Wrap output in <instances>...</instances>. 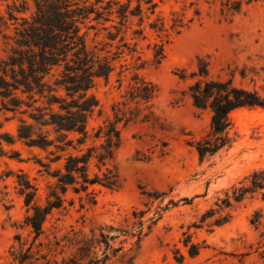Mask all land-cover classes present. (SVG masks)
I'll use <instances>...</instances> for the list:
<instances>
[{
	"label": "rangeland",
	"instance_id": "rangeland-1",
	"mask_svg": "<svg viewBox=\"0 0 264 264\" xmlns=\"http://www.w3.org/2000/svg\"><path fill=\"white\" fill-rule=\"evenodd\" d=\"M129 1L131 8H137L139 0H0V264H17L12 254L19 248L15 242L18 234L28 246L33 241L30 229L23 226L27 208L19 194L18 176L28 177L37 185L43 201L52 181L39 173L38 158L45 157L42 151L22 142L8 143L17 138L21 120L34 123L30 117L34 101L24 84L33 81L30 76L37 71L36 82L55 86L67 69L73 73L78 68L72 39L53 25L76 19L80 35L88 32V44L92 46L95 33L88 28L94 24V15L81 20L78 14L83 9L92 12L96 6L108 17L110 10L115 12ZM153 1L158 5L157 15L168 22L175 11L184 14L186 21L193 19L169 42L147 29L148 39L137 40L136 45L132 37L133 31L139 29L138 18L131 20L128 30V42L137 48L136 56L144 60L153 59L154 44L164 45L161 64L149 62L139 72L159 88L153 111L165 126L164 131L141 123L121 128L123 143L116 158L121 188L113 191L95 186L91 190L97 203L87 204V197L82 194L85 206L81 205L80 196L70 192L67 197L75 200L74 205L55 211L45 224L46 233L37 242L41 246L35 248V258L43 254L46 259H39L38 264H73L72 260L84 263L77 255V244L84 237L99 236L102 229L111 227L112 235L118 230H130L138 222L133 217L135 211H145L148 220L156 217L161 207L168 206L139 249L137 239L125 237L116 240L114 247L124 246L127 252L132 249L135 264H264V226L256 228L251 224L254 213L260 212L264 225L261 195L238 206L226 225L213 231L207 224L198 228L201 216L224 197L226 190L253 170L264 167V109L234 111L232 145L203 162L188 143L191 138L206 136L211 127V111L195 108L188 95L191 74L198 70V58L209 62L214 80H231L236 87L264 97V2H256L241 14L231 16L222 14L223 0ZM142 8L150 14L147 5L143 3ZM113 18L118 25L117 15ZM154 18L151 16L150 20ZM116 51L114 48L112 58L117 56ZM134 62L129 56L119 58L110 83L104 79L96 81L91 93L106 112H112V105L121 100L130 82L131 70L125 71L122 65L131 67ZM184 75L186 80L182 79ZM56 95L66 96V92L60 90ZM35 100L36 106L46 102L40 95H35ZM96 115L90 126L101 122ZM155 191L167 195L153 200L143 194ZM185 234L202 246L195 258L188 255ZM180 255L184 256L182 262L177 260Z\"/></svg>",
	"mask_w": 264,
	"mask_h": 264
},
{
	"label": "trees",
	"instance_id": "trees-1",
	"mask_svg": "<svg viewBox=\"0 0 264 264\" xmlns=\"http://www.w3.org/2000/svg\"><path fill=\"white\" fill-rule=\"evenodd\" d=\"M259 1L264 2L223 0L222 14L239 15ZM143 3L148 6L149 15L143 10ZM157 7L153 0H139L137 8H131L129 1L128 5H122L115 12L110 10L108 17L96 6L92 12L83 9L78 14L79 19L88 20L94 15L91 20L94 24L88 28L95 33L92 46L88 44V32L80 35L81 30L76 24V19L53 25L55 30L64 32L68 35L67 38L72 39L74 59L78 68H75L76 72L73 73L72 69H67L61 80L56 81L55 86L48 82L44 84L36 82L35 80L39 79L35 74L37 71H34V76H30L33 81L27 80L24 84L27 88L26 93H30L34 101L33 106H30L33 108L30 117L34 123L21 120L17 138L8 143L22 142L31 149L42 151L45 157L38 158L37 164L41 168L39 173L46 174L52 181L48 184L43 201L38 186L28 177L18 176L19 194L24 198L27 208L23 226L30 229L33 241L28 246L22 235L18 234L15 237L19 248L12 255L17 264H38L39 259H46L43 254L40 258H35L38 255L35 248L39 249L41 246L37 245V242L45 235V224L54 212L66 209L67 204L70 207L74 205L75 200L67 197L70 192L80 196L81 205L85 206L82 194L87 197V204L97 203L91 188L101 186L113 191L121 188L122 179L116 162L117 152L123 143L121 128L141 123L154 130L164 131L165 126L153 111L159 88L139 73L149 62L152 65L161 64L165 58L164 45L154 44L153 59L144 60L142 56H136L137 48H133L128 42V30L131 29V20L138 18L139 29L133 31L132 37L136 45L137 40L148 39L145 33L147 29L162 41L166 39L169 42L171 37L180 35L189 27L193 19L186 21L184 14L175 11L168 22L157 15ZM114 15L120 20L118 25L115 24ZM196 15L199 16V12H196ZM151 16L155 18L150 20ZM146 20H149L148 26H145ZM114 48L117 50L114 55L117 56L112 58ZM125 56L135 60L131 67H128V64L122 65L126 68L125 71L131 70L132 76L121 100L115 102L111 108L112 112L108 113L100 106V101L91 90L96 86L98 79H104L109 84L116 70L115 61ZM127 61L126 59L125 62ZM197 67L198 70L191 74L192 83L188 87V95L195 108L211 111V127L206 136L200 139L191 138L188 143L203 162L232 145L234 137L231 135L233 130L231 114L242 108L264 109V97L256 91L236 87L231 80H214L210 76L209 62L204 58H198ZM182 79L186 80L187 76H182ZM118 81L121 82L122 78ZM44 87L47 89H43ZM60 90H64L66 96H57ZM35 95L45 98L46 102L42 106H36L38 100H35ZM95 115L101 122L96 126H90V120ZM163 147L166 148L167 144ZM17 159L21 161V158ZM143 194L153 200H159L167 195L159 191ZM257 195H261L264 200V167L253 170L226 190L224 197L218 198L215 206L201 216L198 228L207 224L213 231L226 225L233 219L238 206ZM168 209L169 206L161 207L156 217L148 220H145V211H135L133 217L138 222L134 223L132 229L118 230L112 235L110 231L114 229L111 227L107 230L102 229L99 236L94 234L91 238L84 237L77 244V255L81 258L80 261L85 262L72 260L71 263L135 264L136 255H131L132 249L127 252L124 246L115 248L114 242L122 237L137 239L139 249L142 240ZM251 224L256 228L264 226L260 212L254 213ZM184 245L188 248V255L191 258L197 257L202 249L201 245L192 241L189 234H185ZM177 260L182 262L184 256L180 255Z\"/></svg>",
	"mask_w": 264,
	"mask_h": 264
}]
</instances>
